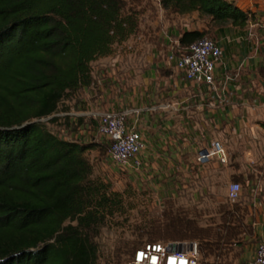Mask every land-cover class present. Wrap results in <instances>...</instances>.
Instances as JSON below:
<instances>
[{
	"label": "trees",
	"instance_id": "1",
	"mask_svg": "<svg viewBox=\"0 0 264 264\" xmlns=\"http://www.w3.org/2000/svg\"><path fill=\"white\" fill-rule=\"evenodd\" d=\"M160 5L174 15L208 16L218 26L243 28L249 20L232 0ZM137 29L125 0H0V264L97 263L93 238L121 196L90 180L85 153L105 150L63 140L47 125L67 96L91 86L92 63ZM206 35L184 32L178 50ZM219 213L218 225L202 226L195 210L169 207L144 223L139 237L196 244L200 259L216 258L222 246L250 233L236 205ZM131 245L117 248L114 264Z\"/></svg>",
	"mask_w": 264,
	"mask_h": 264
},
{
	"label": "crops",
	"instance_id": "2",
	"mask_svg": "<svg viewBox=\"0 0 264 264\" xmlns=\"http://www.w3.org/2000/svg\"><path fill=\"white\" fill-rule=\"evenodd\" d=\"M232 1L249 20L243 28L229 25L214 33L222 57L213 86L187 81L168 60L184 32L207 28L171 24L147 56H116L92 66L93 82L83 99L67 112L58 108L52 124L63 140L100 144L102 160L110 163L107 143L96 132L98 119L105 113L125 114L127 129L141 135L143 148L136 156L138 166L132 161L123 170L115 168L159 205L218 207L220 217L222 206H232L229 185L238 183L240 200L234 205L250 233L232 241L219 264H244L264 241V0ZM215 141L225 147L227 163L215 158L197 163L198 152Z\"/></svg>",
	"mask_w": 264,
	"mask_h": 264
},
{
	"label": "rangeland",
	"instance_id": "3",
	"mask_svg": "<svg viewBox=\"0 0 264 264\" xmlns=\"http://www.w3.org/2000/svg\"><path fill=\"white\" fill-rule=\"evenodd\" d=\"M127 6L133 9L137 14L138 29L134 35L130 36L125 42L115 44L112 54L100 58L92 63L96 68V63L106 61L116 56H147L151 52V46L158 37L166 32L171 24L189 25L190 28L197 26L199 23L207 28V35L204 38L214 40V33L223 28H227L229 24L220 26L212 24L208 16L198 13L187 15H174L164 10L160 5V0H125ZM184 51V49L178 50ZM100 67V66H99ZM84 97V89L78 90L74 94L67 96L59 105V110L68 111L73 108ZM63 125V124H62ZM67 125V124H66ZM47 127L56 132L57 125H47ZM105 148V147H104ZM264 153V145L262 148ZM103 152L101 150H92L85 153V157L92 166L91 181H102L109 184L110 191L118 193L120 204L117 208H113L114 216L108 218L103 227L98 230L97 235L93 238V243L97 247L98 260L96 264H114L116 250L119 246L131 243V249L128 254L121 255V264H126L135 248L149 243L146 237H139L141 229L149 220H153L162 215L163 211L169 207L183 208L188 211L195 210L198 213L200 224L202 226H215L220 223V217L217 214L219 208H203L198 209L195 206L182 207L174 204L172 201H164L160 205L155 203L153 198L145 191H138L131 182L122 173L116 170L115 166L110 162L102 160ZM168 206V207H167ZM228 208V205H225ZM228 245L221 247L218 257H207L200 259L199 264H219L223 262L232 250Z\"/></svg>",
	"mask_w": 264,
	"mask_h": 264
},
{
	"label": "built area",
	"instance_id": "4",
	"mask_svg": "<svg viewBox=\"0 0 264 264\" xmlns=\"http://www.w3.org/2000/svg\"><path fill=\"white\" fill-rule=\"evenodd\" d=\"M261 31L264 47V23ZM221 57V47L211 39L202 38L191 43L184 51L170 54L168 60L175 63L187 81L211 87L214 84L215 66ZM96 132L106 141L108 157L115 167L123 170L132 161L136 166L139 165L136 156L143 148L141 135L135 130L127 129L125 114H102L98 119ZM212 158L221 164L227 163L228 155L222 143L215 141L211 149L199 151L197 163L204 165ZM248 158H251L250 154ZM240 192V185L231 183L227 190V201L231 205L238 203ZM179 244L186 247L184 253L170 251L171 246ZM189 246H193L191 251ZM199 261L200 255L196 244L157 242L146 243L137 248L126 264H199ZM244 264H264V241L257 243L252 259Z\"/></svg>",
	"mask_w": 264,
	"mask_h": 264
},
{
	"label": "water",
	"instance_id": "5",
	"mask_svg": "<svg viewBox=\"0 0 264 264\" xmlns=\"http://www.w3.org/2000/svg\"><path fill=\"white\" fill-rule=\"evenodd\" d=\"M193 249V246H189V251ZM186 250V247L183 244H179L176 246H171V252H177V253H184Z\"/></svg>",
	"mask_w": 264,
	"mask_h": 264
}]
</instances>
